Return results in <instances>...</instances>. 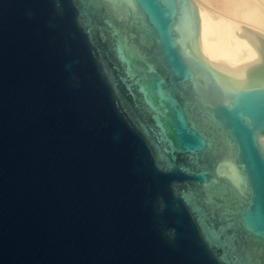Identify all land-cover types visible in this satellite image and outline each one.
<instances>
[{
	"label": "water",
	"instance_id": "1",
	"mask_svg": "<svg viewBox=\"0 0 264 264\" xmlns=\"http://www.w3.org/2000/svg\"><path fill=\"white\" fill-rule=\"evenodd\" d=\"M199 36L193 0H0V264H264V57Z\"/></svg>",
	"mask_w": 264,
	"mask_h": 264
},
{
	"label": "bare ground",
	"instance_id": "2",
	"mask_svg": "<svg viewBox=\"0 0 264 264\" xmlns=\"http://www.w3.org/2000/svg\"><path fill=\"white\" fill-rule=\"evenodd\" d=\"M200 18L198 53L213 70L259 68L264 57V0H193ZM264 143V139H263Z\"/></svg>",
	"mask_w": 264,
	"mask_h": 264
}]
</instances>
